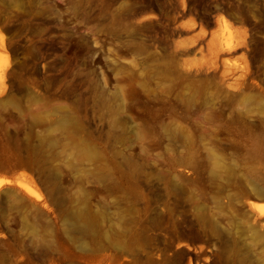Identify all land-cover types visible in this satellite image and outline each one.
<instances>
[{
  "label": "rangeland",
  "instance_id": "374dc122",
  "mask_svg": "<svg viewBox=\"0 0 264 264\" xmlns=\"http://www.w3.org/2000/svg\"><path fill=\"white\" fill-rule=\"evenodd\" d=\"M263 195L264 0H0V264H264Z\"/></svg>",
  "mask_w": 264,
  "mask_h": 264
},
{
  "label": "bare ground",
  "instance_id": "6f19581e",
  "mask_svg": "<svg viewBox=\"0 0 264 264\" xmlns=\"http://www.w3.org/2000/svg\"><path fill=\"white\" fill-rule=\"evenodd\" d=\"M262 198L264 199V195L262 196ZM261 211H262V210H261ZM261 211H260V212H261Z\"/></svg>",
  "mask_w": 264,
  "mask_h": 264
}]
</instances>
